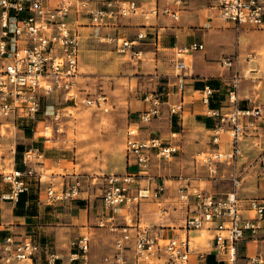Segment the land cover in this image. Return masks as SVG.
Returning a JSON list of instances; mask_svg holds the SVG:
<instances>
[{
  "label": "built area",
  "instance_id": "1",
  "mask_svg": "<svg viewBox=\"0 0 264 264\" xmlns=\"http://www.w3.org/2000/svg\"><path fill=\"white\" fill-rule=\"evenodd\" d=\"M179 5L180 0H172ZM95 0H0V120L12 118L20 124H34L39 113L43 121L50 120L58 127L62 116L70 115L68 108L84 106L101 108L106 97L95 98L81 95L76 89L79 76L78 57L80 33L78 27L82 19L96 30L113 24L119 18L141 15L142 29L134 40L111 38L119 54H131L139 59L140 51L134 47L145 40L156 43L160 37L159 28L149 22L158 15L178 20V10L153 6L141 11L135 0H101L98 6ZM215 8L219 18L233 25L235 30L242 26L251 29L264 28V0H217ZM202 49L200 43L185 47H174L173 78L176 89L181 92L185 86L186 65L184 56ZM225 68H233L234 73L226 92L225 102L229 110L220 113L208 109L207 116L215 119L210 130L211 143L221 144L220 137H227L228 150H210L195 155L210 180H219L218 166L230 168L226 177L230 182L229 191L223 196H214L192 184V178L179 176L176 190L179 202L190 206L181 229V236L173 235L165 240L150 236L145 227L135 225L133 212L136 205L146 199L156 198L161 188L153 190L136 188L139 181H150L148 174L150 160H169L180 151L178 144L164 142L159 137L138 139V130L133 126L125 131L124 153L126 160L133 161L137 168L135 174H109L103 177L100 194L103 216L98 218L97 227L107 228L114 237V252L103 258L104 264H124V250L132 240L133 260L136 264H189L190 258L196 256L200 264H207L206 258L211 254L217 264H237L238 243L246 237L252 240H264V200L256 198H239L242 175L236 164L242 156L240 146L246 130L254 126L255 118L260 119L264 129V115L258 108L241 107L237 98L238 73L235 69L237 56L224 57L220 61ZM215 89L206 85L200 90L201 101L208 106ZM61 94L65 104L60 110L52 106H42L46 96ZM163 93L155 90L144 95L147 110L139 113L142 122H149L159 115V105ZM182 110L181 103L168 107L170 115H177ZM48 126L43 127L45 135ZM6 128L0 124V181L8 186V191L1 195L3 200L17 201L20 194L27 190V179L36 177L33 165L41 163L44 154L35 147L23 150L19 163L23 168L16 169L15 146H8L9 158L5 157L3 138ZM45 137H47L45 135ZM177 133L170 134L177 139ZM258 162L264 168V158L258 156ZM37 179H40L39 177ZM80 183L77 176L73 182L56 189L49 186L45 191V202L55 204L79 196ZM123 210V224L116 223V215ZM190 232H196L201 238L197 251ZM69 253L66 264H89V238L87 234L68 243ZM0 264L13 261L34 264L43 256L44 264H58L60 257L48 246H41L29 238L15 242L12 236L4 238L1 244ZM250 263H261L251 258Z\"/></svg>",
  "mask_w": 264,
  "mask_h": 264
},
{
  "label": "crops",
  "instance_id": "2",
  "mask_svg": "<svg viewBox=\"0 0 264 264\" xmlns=\"http://www.w3.org/2000/svg\"><path fill=\"white\" fill-rule=\"evenodd\" d=\"M95 1L98 6L101 4V0ZM135 1L143 12L150 10L153 6L177 9L178 20L173 21L163 15L152 18L149 22L153 25V29L159 28L160 37L156 43L145 40L137 44L133 48L134 51H140L137 60L132 58L131 54H119L114 41L110 39L122 37L134 40L137 32L142 29L144 20L141 15L119 18L113 24L99 27L96 30L89 26L88 21L83 18L82 25L78 27L80 33L78 69L89 70L91 68L87 64H92L93 54L88 51V48L94 47L95 42L104 45L105 50L112 53L111 58L117 62L114 67L116 73L118 75L128 73L129 78H127L130 85L133 79L138 81L137 92L140 97H133L127 103L132 119L125 126L124 142L127 127L133 126L138 130V139L159 137L164 142L179 145V153L169 160L152 158L148 171L152 179L142 180L136 184V188L153 190L159 186L162 189L156 198L142 200L136 205L133 219L135 225L145 227L150 236L155 235L165 240L170 236L183 234L181 226L191 209V205L185 206L179 202L176 193L178 183L171 177L179 173L197 171L198 167H203L195 160L197 153L214 149L228 150L229 148L225 135L220 137L221 144L214 146L211 143L210 130L215 125V119L206 114L208 109L219 110L222 114L229 110L226 107L225 96L234 70L223 67L220 63L221 59L237 56L235 69L239 77L237 86L239 104L241 107L258 108L264 115V28L251 29L242 26L235 30L232 24L223 22L219 18L215 8L217 0H180L179 5H174L172 0ZM192 43H200L202 49L184 56L185 86L179 92L173 78V48L185 47ZM206 85L215 89L208 106L202 103L200 93ZM155 90L163 93L159 105L160 113L151 118L149 122H142L139 113L147 110V103L143 97ZM177 103L182 105L181 112L177 115H170L168 107ZM42 119L39 113L38 120L34 124H20L18 120L13 121L12 118L0 120V124L6 128L3 138L4 147L9 146L6 142L22 146L24 150L33 147L32 142H36L34 140L36 132L33 130L39 123H43ZM253 120L254 126L246 130L240 143L242 155L244 152L247 156L258 158L261 155L264 158V150L257 152V148H253V145L255 147L260 143L264 144V129L260 127V119ZM30 130L34 133L31 138H28L26 134ZM173 132L177 133V139L170 138ZM240 158L236 167L243 177L237 191L238 197L264 200V168L259 162L250 165ZM42 162L43 165L40 167L33 166L36 177L27 179V190L19 195L17 201L3 200L1 195L8 191V186L4 185V188H0V248L7 236H12L15 242L31 238L41 246H48L57 254L61 259L58 264H66L69 253L68 243L87 234L89 264H104L103 258L114 252L115 235L107 228L97 227L98 218L104 214L100 197L97 199L92 194L91 187L84 184L82 180L77 198L47 204L45 202L46 188L56 185L60 189L72 183L73 176L45 173V171L54 169L59 163L61 164L60 158L55 155H46ZM14 167L23 168L20 163L18 166L14 164ZM218 170L223 176L219 179L220 181H207V187L195 181H192V184L208 193H211L212 184L216 185L219 190L227 189L222 193H211L214 196H223L230 189V182L226 178L230 168L219 165ZM125 172L135 174L137 168L133 161L126 160L124 154ZM38 177L40 179H37ZM149 205L152 206L151 209L148 208ZM177 206L183 209L184 213L181 216L183 218H179L178 211H174L173 207ZM123 214V210L115 214L117 224H123ZM189 236L193 237L197 251L203 250L200 246L202 241H198L200 238L197 237V233L190 232ZM99 249L102 251L100 252ZM1 254L0 251V256ZM123 255L124 264H136L131 259L133 257L132 240L127 244ZM207 257H212L213 263L217 264L211 254ZM251 258L259 259L260 264H264V240H252L246 237L238 243L237 264H259L250 263ZM11 264L23 263L13 261ZM34 264H44L43 256ZM189 264L200 263L196 256H192Z\"/></svg>",
  "mask_w": 264,
  "mask_h": 264
},
{
  "label": "rangeland",
  "instance_id": "3",
  "mask_svg": "<svg viewBox=\"0 0 264 264\" xmlns=\"http://www.w3.org/2000/svg\"><path fill=\"white\" fill-rule=\"evenodd\" d=\"M105 49L104 45L96 42L94 47L88 48V51L93 54L92 64H87L91 68L89 67V70L79 68V76L76 83V89L81 95L91 98L104 96L106 97L105 104L101 108H87L84 106H78L73 109L68 108L70 115L62 116L59 119V132L56 131L58 126L55 123L50 120L43 121L42 119L43 123H39L33 130L36 132L34 137L36 142H32L33 147H38L44 153V157L50 154L51 156L59 157L61 160V164L59 163L50 171H45L46 174H66L65 176L71 174L70 177L77 176L80 185L83 180L84 184L91 187L92 194L97 199L100 197L103 188L104 176L124 173V130L126 124L132 119V113L129 112L127 103L133 97H140L137 92L138 81L133 79L130 85L128 73L126 75H118L114 68L117 62L111 58L112 53L107 52ZM126 64L129 65L128 63ZM64 105L59 93L49 94L42 102L43 107L52 106L59 110ZM44 126H48L45 132L47 137L43 134ZM33 131L30 130L26 137L31 138ZM6 145L11 144L6 142ZM253 148H257V152H259L264 150V144L260 143L255 147L253 145ZM5 157L9 158L7 146L5 148ZM17 158L15 156V165L18 166ZM240 159L245 160L250 165L258 162L256 156H247L244 152ZM40 165L42 166L43 164L38 163L33 166L40 167ZM179 176L192 178V181L201 186L205 184L206 187L207 181L215 182L208 178V174L203 167H198L197 171L179 173L172 176L171 179L176 181ZM216 181L218 182V180ZM4 185L0 181V188H4ZM53 186L58 189L56 185ZM226 190H219L214 184L210 187L211 193H222ZM148 208L151 209L152 206L149 205ZM173 208L174 211H178L179 218H183L181 217L184 213L183 209L178 206ZM200 240L201 238L198 239V241ZM99 251L101 252L102 250L99 249ZM131 259L134 261L133 257Z\"/></svg>",
  "mask_w": 264,
  "mask_h": 264
},
{
  "label": "trees",
  "instance_id": "4",
  "mask_svg": "<svg viewBox=\"0 0 264 264\" xmlns=\"http://www.w3.org/2000/svg\"><path fill=\"white\" fill-rule=\"evenodd\" d=\"M209 86V85H208ZM23 147L22 146H19V145H16L15 146V156H17L18 158L16 159V162H18L19 163V161H20V157H21V154H22V152H23ZM15 156H14V159H15ZM206 263H208V264H214L213 263V259H212V257H207L206 258Z\"/></svg>",
  "mask_w": 264,
  "mask_h": 264
}]
</instances>
